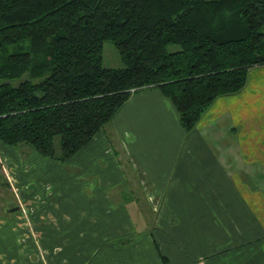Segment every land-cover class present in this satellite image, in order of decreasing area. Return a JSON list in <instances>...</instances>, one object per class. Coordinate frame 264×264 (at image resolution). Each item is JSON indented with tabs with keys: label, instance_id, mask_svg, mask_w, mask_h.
Wrapping results in <instances>:
<instances>
[{
	"label": "crops",
	"instance_id": "obj_1",
	"mask_svg": "<svg viewBox=\"0 0 264 264\" xmlns=\"http://www.w3.org/2000/svg\"><path fill=\"white\" fill-rule=\"evenodd\" d=\"M238 96L218 97L187 132L167 97L140 89L103 141L96 134L66 163L0 143L6 163L37 171L25 180L54 185L40 199L22 193L23 222H0V264H264V124Z\"/></svg>",
	"mask_w": 264,
	"mask_h": 264
},
{
	"label": "trees",
	"instance_id": "obj_2",
	"mask_svg": "<svg viewBox=\"0 0 264 264\" xmlns=\"http://www.w3.org/2000/svg\"><path fill=\"white\" fill-rule=\"evenodd\" d=\"M261 65L264 0H0V143L65 163L145 88L188 132Z\"/></svg>",
	"mask_w": 264,
	"mask_h": 264
},
{
	"label": "rangeland",
	"instance_id": "obj_3",
	"mask_svg": "<svg viewBox=\"0 0 264 264\" xmlns=\"http://www.w3.org/2000/svg\"><path fill=\"white\" fill-rule=\"evenodd\" d=\"M177 48L178 46L176 45H168V50H174ZM102 65L105 67H123L124 66V63L122 62L120 58L119 52L115 48L111 40L106 39L102 43ZM235 95H239L238 97L245 104L247 103L250 104L252 115L258 114L259 117L256 116L257 118L254 117L252 118V120L257 119L255 122L262 121V123L264 124V65L255 66V67L250 68V70L248 71L247 83L245 87L238 93H235ZM253 97L255 99H253ZM231 101L232 103L238 102L236 99H232ZM129 103H130V100H129ZM129 103H127V107ZM254 129L256 130L255 127ZM240 132H241V127L236 126L234 128L233 133L231 132L230 135L234 134L235 136L237 135V133L239 134ZM262 133H264V131ZM97 135L103 141V137H105L103 130H100L97 133ZM0 146L2 147L1 144ZM105 146H106L105 148L107 149L108 145L105 144ZM26 149H28V152H29L30 148L28 146ZM17 151H18V154H20L23 151V149H17ZM2 155H3V150L0 148V222L7 220L8 222H11V223H20V222H23L24 220V219L22 220V218H26L30 213H32L31 209L29 210V208L27 211L24 210L22 203L20 202L23 199L22 193L23 192L31 193L34 196V198L40 199V197L45 195L44 194L45 192L49 191L51 188H54V185L53 184L51 185V183L48 182V183H45L44 187L38 188L37 181L32 180V179L25 180V177L27 174L32 175L33 172L37 173V171L33 169L28 171L29 168H28L27 163H30L29 160H26L20 163L18 161H13L12 158H9V162L13 163V167L8 168L9 162L6 163V161L3 160ZM79 167H80L79 165H68L66 166L67 171H65L64 174L65 176H68L71 173V175H73L72 176L73 181H76V182L80 181V183L83 184L81 180L82 173L78 175L73 174L76 170L79 169ZM16 169L17 170L22 169L20 176H21L22 182L24 183V187L22 188L23 190H19L17 182H15L14 180L15 176L13 175V171H15ZM9 171H12V174ZM9 173L12 175V177L8 176ZM104 182L106 181L104 180ZM8 185L10 186V188ZM43 190H44V193H43ZM147 192L149 191L147 190ZM16 199L21 203L23 211H19L18 209H16V205H15ZM31 224H33L32 218H31V223L29 222L30 226ZM24 227H28V226L24 224ZM0 229H1V225H0ZM20 235L21 234H18L16 238H14V236L11 237L8 241V245L11 247L13 245H18L19 239L21 237ZM127 241L129 240L128 239H117L116 240V242L120 244L125 243Z\"/></svg>",
	"mask_w": 264,
	"mask_h": 264
},
{
	"label": "flooded vegetation",
	"instance_id": "obj_4",
	"mask_svg": "<svg viewBox=\"0 0 264 264\" xmlns=\"http://www.w3.org/2000/svg\"><path fill=\"white\" fill-rule=\"evenodd\" d=\"M58 162V161H57ZM61 163V162H60ZM66 163V162H65ZM74 174V173H73ZM81 180L83 181V179H82V177H81ZM9 186V185H8ZM9 188H10V186H9ZM151 200H153V201H155V199H153V197H152V199ZM15 205H16V209H18L19 211H23V208H22V206H21V203L16 199V202H15ZM15 209V208H14ZM15 209V210H16ZM32 211V210H31ZM127 239V238H126Z\"/></svg>",
	"mask_w": 264,
	"mask_h": 264
}]
</instances>
